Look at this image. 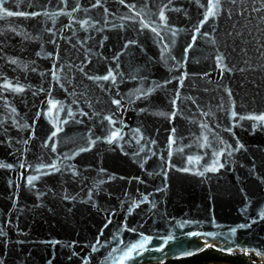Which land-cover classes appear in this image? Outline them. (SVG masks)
Here are the masks:
<instances>
[{
  "label": "water",
  "instance_id": "obj_1",
  "mask_svg": "<svg viewBox=\"0 0 264 264\" xmlns=\"http://www.w3.org/2000/svg\"><path fill=\"white\" fill-rule=\"evenodd\" d=\"M209 7L4 0L0 264L264 259V0Z\"/></svg>",
  "mask_w": 264,
  "mask_h": 264
},
{
  "label": "snow or ice",
  "instance_id": "obj_2",
  "mask_svg": "<svg viewBox=\"0 0 264 264\" xmlns=\"http://www.w3.org/2000/svg\"><path fill=\"white\" fill-rule=\"evenodd\" d=\"M123 2H124V0H121V3H123ZM209 2H210V7H209V9H208L207 12H206V14H205V18H204V21H203V22H205V23L207 22V20H208L209 18H214V17L217 15V9H218V6H219V3H220V0H209ZM3 3H4V0H0V8L3 7ZM97 3H99V0H97ZM130 7H131V8H134L135 5H130ZM165 7H166V5H165ZM74 10H75V9H74ZM36 14H38V13H33L32 15H36ZM2 15H4V16L25 15V13H13V12L7 11V10L5 9V10L3 11ZM159 15H160V19H161V20H165V19H166L163 10H161V12L159 13ZM84 23L86 24L87 21H85ZM144 27H148V25L145 24ZM151 30H152L153 32L156 31L155 28H152ZM196 31L199 32V27H197ZM173 35H175V33H173ZM222 62H223V57H218V63L221 64V67H222V69H223V68L226 67V66L223 65ZM13 63H15V61H13ZM97 79H104V80L112 79V80L114 81L115 76H114L113 73L109 72L108 75L103 76V77H97ZM181 82H182V81H181ZM5 86H6V87H10V85H5ZM14 91H23V89H22V88H15ZM229 95H230V93H229ZM117 103H118V101H117ZM175 115H176V113L173 112L171 118H174ZM236 116H237V114L234 112V113H233V117L235 118ZM245 118H246V119H252V120H255V121L260 122L261 124H264V114H261V115H258V116L241 117V119H245ZM58 131H60L59 128H57V132H58ZM174 131H175V130L173 129V132H174ZM55 135H56V132L53 133V136H55ZM174 143H175V140L172 139V140L170 141V144H174ZM241 147H242V145H241ZM229 154H230V153H229ZM218 155H223V153H219ZM216 163H217V164L219 163L218 159H217V162H216ZM219 166H220V167H223L222 164L219 165ZM0 167H11V165H3V164H0ZM51 167L55 168V165H52ZM185 170L187 171V169H185ZM208 170H209V169H205V171H208ZM210 170H212V171H216L217 168H216V166L214 165ZM28 183L31 184V183H32V179H29V180H28ZM145 199H146V198H145ZM262 216H264V214H262ZM241 227H243V226H241ZM233 231H235V230H233ZM192 235H197V233H193ZM169 239H171V237H169ZM149 240H150V238H148V237H144L139 243L131 245L130 248H129V250L125 253V259H131V258H132V254H133L134 252H135L136 254H139V251H138V250H139V249H143V248H144V245H145L146 243H148ZM98 243H99V240H97V244H98ZM165 243H167V241H165ZM95 250H96V249H95V247H94V248H93V251H95ZM121 264H123V261H121Z\"/></svg>",
  "mask_w": 264,
  "mask_h": 264
},
{
  "label": "trees",
  "instance_id": "obj_3",
  "mask_svg": "<svg viewBox=\"0 0 264 264\" xmlns=\"http://www.w3.org/2000/svg\"><path fill=\"white\" fill-rule=\"evenodd\" d=\"M162 264H264V259L254 252H223L212 245H208L193 256L169 259Z\"/></svg>",
  "mask_w": 264,
  "mask_h": 264
},
{
  "label": "built area",
  "instance_id": "obj_4",
  "mask_svg": "<svg viewBox=\"0 0 264 264\" xmlns=\"http://www.w3.org/2000/svg\"><path fill=\"white\" fill-rule=\"evenodd\" d=\"M262 258V257H261Z\"/></svg>",
  "mask_w": 264,
  "mask_h": 264
}]
</instances>
